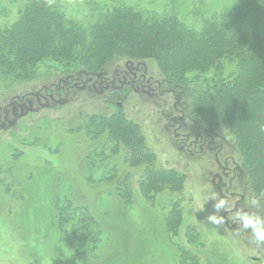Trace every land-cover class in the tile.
<instances>
[{
	"label": "rangeland",
	"instance_id": "obj_1",
	"mask_svg": "<svg viewBox=\"0 0 264 264\" xmlns=\"http://www.w3.org/2000/svg\"><path fill=\"white\" fill-rule=\"evenodd\" d=\"M59 1L66 18L85 26L104 6L124 4L142 12L172 11L179 19L200 29L203 21L196 17L198 14L209 17L224 13L237 0ZM14 2L0 0V23L16 20L21 6ZM91 10L96 11L94 15L90 14ZM150 63L149 79L137 72L138 66L145 68L143 64L125 60L122 64H126L129 78L123 74L112 75L105 83L88 78L87 85L78 83L71 88V94L62 96L60 90L53 96L41 93L42 85L60 84L63 76L54 70L46 71L47 67L40 70L39 78L15 83L9 88L0 80V166L6 167L3 171L0 169V264H178L181 259L182 263L190 261L188 264H195L193 259L197 264H264V247L253 244L246 233L236 235L234 213L246 211L249 204L243 193L242 160L234 137L225 128H203L191 133L187 131V123L185 131H181L175 124L177 112H171L174 97L164 89L157 64ZM231 68L227 64V70ZM116 71L119 70L116 68ZM215 71L205 75L211 78ZM195 74L189 71L187 75ZM78 77L85 80L82 74ZM59 87L67 90L66 85ZM130 88L134 92L128 97L121 92L125 98L123 105L107 100L113 92H128ZM131 95L136 96L134 100H130ZM121 108L127 117L141 121L146 144L157 154L159 165L188 167V178L181 193L166 192L157 197L155 204L150 203L139 190L141 171L129 172L122 161L123 153L113 157L118 168L121 167L112 183L114 189L111 185L98 186L86 181L89 170L83 164L96 146L78 127L85 116H109ZM106 139L99 140L101 146L108 144ZM18 150L22 152L21 157ZM8 162L12 170L5 166ZM62 173L69 177V182L63 181L60 190L70 195L73 180L71 190L78 187L88 200L91 215L102 224L98 232L100 250L93 256L91 253L87 257L76 255L56 226L52 189ZM126 177L131 180L133 205L125 208L123 199L114 191ZM213 191L230 202L229 210L220 213L225 217L222 226L207 222V217L215 213V201L207 198ZM173 201H181L182 226L177 236L167 239L163 234V219L170 213ZM174 204L179 205L172 203L171 206ZM189 229L199 233L196 241L193 234H188Z\"/></svg>",
	"mask_w": 264,
	"mask_h": 264
},
{
	"label": "trees",
	"instance_id": "obj_2",
	"mask_svg": "<svg viewBox=\"0 0 264 264\" xmlns=\"http://www.w3.org/2000/svg\"><path fill=\"white\" fill-rule=\"evenodd\" d=\"M14 1L13 4L21 6L16 20L0 23V80L5 87L39 78L40 70L47 67L46 71L54 70L63 76L60 84L42 85L41 93L53 96L60 90L62 96L71 94L78 83L84 86L88 78L109 79L117 74L129 78L127 63L122 64L125 60L143 64L145 68L138 66L137 72L149 79L147 66L152 68L150 62H155L164 89L174 97L171 112H177L175 124L181 131L187 123V131L191 133L203 128H225L234 137L242 160L243 193L250 206L246 211L264 215L263 207L256 210L250 204L256 197L264 205L261 197L264 193V0H237L224 13L209 17L198 14L196 17L203 21L200 29L179 19L172 11L142 12L124 4L104 6L85 26L66 18L59 0ZM95 12L91 10L90 14ZM227 64L232 67L230 71ZM116 68L119 71L115 72ZM210 70H216L211 78L205 75ZM189 71L197 74L189 77ZM79 74L84 75V81ZM60 85H66L67 90L62 91ZM121 92L128 97L134 89L113 92L107 100L123 105L125 98ZM39 93L34 95L36 100ZM135 97L131 95L130 100ZM85 117L79 132L83 129L96 146L83 164L89 170L86 181L98 186L111 185L114 189L112 183L121 167L118 168L113 157L123 153L127 170L141 171L139 190L150 203L155 204L157 197L166 192L178 194L184 190L188 167L159 165L157 154L146 144L138 118L127 117L122 108L109 116ZM103 137L110 144L109 150H106L108 144L101 146L99 142ZM5 166L13 169L9 162ZM5 168L0 166L2 171ZM67 178L63 173L59 175L52 189L55 223L76 255L93 256L100 250L98 232L102 224L91 215L88 200L78 187L71 190L73 180L70 195L60 190L63 181L69 182ZM130 182L129 177L120 180L114 191L123 199L125 208L133 205ZM180 202L173 201L179 205L171 206V203L170 213L163 219V234L167 239L177 236L182 226ZM188 234H193L194 241L200 237L196 229H189ZM181 261L178 264L190 262ZM193 262L197 264L195 259Z\"/></svg>",
	"mask_w": 264,
	"mask_h": 264
},
{
	"label": "clouds",
	"instance_id": "obj_3",
	"mask_svg": "<svg viewBox=\"0 0 264 264\" xmlns=\"http://www.w3.org/2000/svg\"><path fill=\"white\" fill-rule=\"evenodd\" d=\"M261 197H264V193H261ZM207 198L210 201H215V213L207 217V222L210 225L222 226L225 223V217L220 215V213L221 211L226 212L229 210V200L219 196L215 191ZM250 204L251 207L256 210L264 207L261 203V198H252ZM233 222L237 226V236L240 235L241 232L246 233L251 237V242L253 244L258 247H264V215L259 214V211L237 210L234 213Z\"/></svg>",
	"mask_w": 264,
	"mask_h": 264
},
{
	"label": "flooded vegetation",
	"instance_id": "obj_4",
	"mask_svg": "<svg viewBox=\"0 0 264 264\" xmlns=\"http://www.w3.org/2000/svg\"><path fill=\"white\" fill-rule=\"evenodd\" d=\"M90 79H91V80H94V79H95V80H98V79H96V78H93V77H92V78H90ZM101 80H103V82H104V83H105V82H107V81H106V78H103V79H101V78H100L98 81H101ZM89 82H90V81H89V79H88L87 81H85V83H84V84H85V85H87ZM37 96H38V95H37Z\"/></svg>",
	"mask_w": 264,
	"mask_h": 264
}]
</instances>
